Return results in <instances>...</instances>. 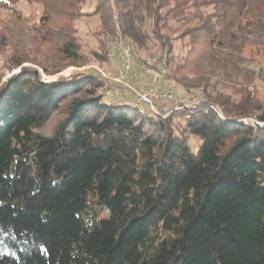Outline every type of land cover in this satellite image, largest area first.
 Returning a JSON list of instances; mask_svg holds the SVG:
<instances>
[{
  "label": "trees",
  "instance_id": "trees-1",
  "mask_svg": "<svg viewBox=\"0 0 264 264\" xmlns=\"http://www.w3.org/2000/svg\"><path fill=\"white\" fill-rule=\"evenodd\" d=\"M98 2L108 39L95 59L109 61L125 37L141 61L138 48L158 39L168 78L163 7L199 21L190 33L209 45L237 25L264 37V0ZM142 3L152 35L138 25ZM61 36L60 54L78 58L75 38ZM187 79L177 80L194 92ZM106 87L99 72L45 80L27 66L0 82V264H264V104L247 91H202L158 116L105 102ZM63 108L54 132L41 133Z\"/></svg>",
  "mask_w": 264,
  "mask_h": 264
},
{
  "label": "rangeland",
  "instance_id": "rangeland-1",
  "mask_svg": "<svg viewBox=\"0 0 264 264\" xmlns=\"http://www.w3.org/2000/svg\"><path fill=\"white\" fill-rule=\"evenodd\" d=\"M1 1L6 0H0V82L24 66L37 69L45 80L87 70L97 73L99 68L106 72L117 71L119 63L115 58V44L110 51L112 57L109 61L100 62L94 57L98 42L108 39L103 34L98 0H42L33 3L20 0L7 1V5L1 4ZM168 7L160 11L163 23L167 25L162 31L167 34L165 36L172 45L169 68L173 79L167 77L163 87L174 92L182 101L197 99V93L201 94L202 91L206 93L204 96L214 93L234 98L247 91L264 104V37L261 32L253 27L242 25V28L237 25L221 43L209 45L200 37L198 30L194 34L190 33L199 27V21L191 20L187 24L177 22L169 14ZM134 12L139 17L138 25L142 31L152 35L153 21L147 14V5L142 3ZM62 33L75 38L79 45L78 58L68 60L60 54ZM160 45L158 39L153 38L144 47L138 48L139 59L146 61L157 53L159 61L163 63L162 57L166 50ZM20 62L21 65H18ZM43 65L52 69L58 67L60 72L50 75ZM184 66L186 69L176 71ZM183 77L188 78V85L195 86L193 91L196 93L183 90L177 80ZM124 94L126 104L154 115L146 104L137 103L132 94L125 91ZM104 101L124 104V100L116 95L105 96ZM63 111L64 108L55 111L41 133L51 135L63 119ZM240 120L250 124L259 123L251 117Z\"/></svg>",
  "mask_w": 264,
  "mask_h": 264
},
{
  "label": "built area",
  "instance_id": "built-area-1",
  "mask_svg": "<svg viewBox=\"0 0 264 264\" xmlns=\"http://www.w3.org/2000/svg\"><path fill=\"white\" fill-rule=\"evenodd\" d=\"M115 50V58L119 63L117 71L98 69L107 82L105 96L116 95L126 101L125 91L132 94L137 103L146 104L158 116L163 115L164 109L188 107L196 102V99L179 100L178 95L163 87L168 69L159 61L157 53L146 61H137V48L125 37H120ZM141 77L148 82L141 83Z\"/></svg>",
  "mask_w": 264,
  "mask_h": 264
},
{
  "label": "crops",
  "instance_id": "crops-1",
  "mask_svg": "<svg viewBox=\"0 0 264 264\" xmlns=\"http://www.w3.org/2000/svg\"><path fill=\"white\" fill-rule=\"evenodd\" d=\"M145 82H148V80L146 81V78L141 81V83H145Z\"/></svg>",
  "mask_w": 264,
  "mask_h": 264
},
{
  "label": "water",
  "instance_id": "water-1",
  "mask_svg": "<svg viewBox=\"0 0 264 264\" xmlns=\"http://www.w3.org/2000/svg\"><path fill=\"white\" fill-rule=\"evenodd\" d=\"M256 125L260 126V124H259V123H256Z\"/></svg>",
  "mask_w": 264,
  "mask_h": 264
}]
</instances>
